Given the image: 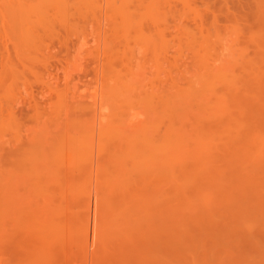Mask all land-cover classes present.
Wrapping results in <instances>:
<instances>
[{"label": "rangeland", "instance_id": "rangeland-1", "mask_svg": "<svg viewBox=\"0 0 264 264\" xmlns=\"http://www.w3.org/2000/svg\"><path fill=\"white\" fill-rule=\"evenodd\" d=\"M264 0H0V264H264Z\"/></svg>", "mask_w": 264, "mask_h": 264}, {"label": "bare ground", "instance_id": "bare-ground-1", "mask_svg": "<svg viewBox=\"0 0 264 264\" xmlns=\"http://www.w3.org/2000/svg\"><path fill=\"white\" fill-rule=\"evenodd\" d=\"M261 13H262V15H264V8L262 9Z\"/></svg>", "mask_w": 264, "mask_h": 264}]
</instances>
